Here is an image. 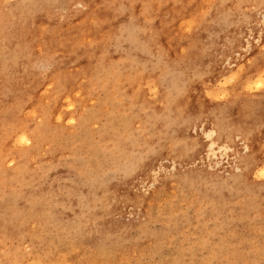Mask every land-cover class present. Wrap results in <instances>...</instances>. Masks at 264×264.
Here are the masks:
<instances>
[{
	"label": "rangeland",
	"instance_id": "obj_1",
	"mask_svg": "<svg viewBox=\"0 0 264 264\" xmlns=\"http://www.w3.org/2000/svg\"><path fill=\"white\" fill-rule=\"evenodd\" d=\"M0 264H264V0H0Z\"/></svg>",
	"mask_w": 264,
	"mask_h": 264
}]
</instances>
